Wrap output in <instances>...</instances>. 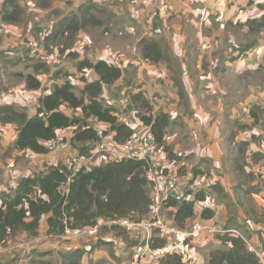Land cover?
Instances as JSON below:
<instances>
[{
	"label": "rangeland",
	"instance_id": "rangeland-1",
	"mask_svg": "<svg viewBox=\"0 0 264 264\" xmlns=\"http://www.w3.org/2000/svg\"><path fill=\"white\" fill-rule=\"evenodd\" d=\"M5 1L0 0V106H12L18 112L32 117L37 112L39 98L52 93L56 85H63L66 81L72 83L76 93L81 96L85 81L91 82L94 73L88 69L79 71L77 69L78 62L82 60L107 61L110 56L111 59L121 61L123 75L119 81L110 86H104L100 100L105 108L114 110L119 123L132 127L134 134H142L149 128L151 129L145 125L144 117L151 116L156 119L160 114H165L168 117V127L163 143H157L159 150L157 164L161 169H164L160 162L163 159L170 166L165 169V174L178 172L180 180L182 176L187 177V172L193 171V174L190 173L189 176L195 178L197 175L205 174L209 183L215 184L212 182L215 176L209 173L213 167L212 158L208 157L210 152L204 149L198 150L197 144L200 142V136L198 137L194 133L186 118L183 117L184 112L192 110L191 107L195 106L196 113L198 108L203 105L199 103L196 105L197 101L189 103L188 97L186 100L185 97H181L183 94L177 96L173 94L172 88L167 89L163 86L160 91L164 92L161 93L162 95L155 93L156 97L152 96L148 100L143 96L142 85L136 81L137 65L143 63L155 65L157 63L145 61L139 47L140 38L138 36L137 38L127 37L125 33H122L119 30L121 29L119 19L116 15L110 14L107 5L101 0H15L19 6L17 22L6 24L1 20L2 6ZM69 20H73L77 27L74 26L69 30L62 29L61 22ZM252 27L253 31L249 30L246 36L248 38L245 37L246 39L244 38L243 41L240 38L236 40L228 38L226 41V37H223L220 42L218 34L209 38L208 30L199 31L202 36L208 39L204 42L203 48L207 54L203 51L205 54L199 56L197 61L201 62L206 69L200 71L202 76L210 74L208 69L212 64L221 65L223 68L227 67L223 73L221 72L223 68L211 70V74L221 78V84L218 83V79L216 81L218 85L213 87L211 83L203 80L202 89L206 96V106L211 108L212 103V108L217 112H222L220 116L222 127L228 129L233 127L236 130L237 134L232 133L229 137L230 144L235 142L236 137L242 136L241 144L247 142V144L253 143L260 147L264 144V52L261 53L264 48V28H260L258 24L252 25ZM179 32L181 35L187 33L191 42L195 40L198 29L191 26L187 31L180 30ZM231 40L233 42L241 41L239 45L246 44L247 50L248 46L253 47V53L246 56L244 54L246 49L242 50L245 45L239 46L237 49L232 48ZM181 42L183 41L181 40ZM160 44L162 50L164 49L167 53L159 63L165 62V64L176 68L175 57L183 62V56L169 53L171 50L174 51L172 47L177 45L176 38L175 41L172 39L168 42H160ZM229 49L235 50V52L232 53ZM215 51L217 52L215 53ZM252 57L255 66L259 67L240 73L228 71L227 64L231 66L236 62H242L243 69L246 70L245 61ZM179 74V72L175 74V79L178 81ZM29 77L39 80L41 88L30 89L28 87ZM184 84L186 85L185 81ZM158 87V85H153V92H157L156 88ZM180 87L183 86H179L178 90ZM178 90L175 88L176 92ZM221 105L223 110L219 109ZM61 109L69 116L84 117L81 110L75 111L66 105ZM217 120L219 121V118L212 120V123ZM194 122L197 124L196 119ZM87 123L96 129H107L108 136H112L109 125L101 124L95 118H89ZM1 127H4V130H0V179L4 180L7 192L11 190L13 178L17 180L23 176L35 175L45 167L67 166L73 170L72 166H74L75 160L82 155L80 149L86 145L72 141L77 128H70L58 137L70 144L67 150L36 155L30 151H19L15 147L19 125L0 123V129ZM2 142L6 145H3ZM120 153V150L116 152V159L120 157ZM113 154L111 152L98 155L90 154L86 165L90 166L91 163H94L95 167L97 158L111 157L110 155L113 156ZM254 155L257 157L258 154ZM12 162H15V169L18 172L16 175L9 174V170L11 172L12 166H14ZM201 170H204L205 173ZM253 177L256 178L257 175L255 174ZM187 182L181 180V188L190 192ZM214 188L215 190L211 191V187H205L203 188L205 190L198 192L202 196V201L216 200L215 192L220 187L218 185ZM152 192L153 188L148 187L149 196ZM166 214L169 216L167 212ZM148 219L149 214L143 218V221ZM140 230V228L135 229L131 234V229H127L126 234L118 236L116 230L106 227L96 237L83 236L77 240L71 235L68 237L48 235L47 229L41 228L37 237L22 232L0 244V255L3 258H0V262L1 264H32V262L38 263L39 260H42L49 261L51 264H63L61 263L62 251L65 249L77 250L75 253L78 256L75 253L74 256L81 260L85 253H93V248L105 245L114 253L113 251L120 246L121 240L125 241L126 237L130 242L140 245ZM103 238H111L112 241L105 243ZM34 248L40 254L39 260L31 258Z\"/></svg>",
	"mask_w": 264,
	"mask_h": 264
},
{
	"label": "crops",
	"instance_id": "crops-1",
	"mask_svg": "<svg viewBox=\"0 0 264 264\" xmlns=\"http://www.w3.org/2000/svg\"><path fill=\"white\" fill-rule=\"evenodd\" d=\"M101 2L107 5L106 7L109 9L110 14L116 15L119 19V23L121 24V29L119 30L122 33H125L127 37L134 36L137 38L138 36L140 41L148 39L155 42L158 44L163 55L167 52L164 49L162 50L160 42H168L172 39L175 41V38L177 39V45L172 47L174 51L171 50L169 53L183 56L184 59L182 62L179 58H174V62H177L176 68L165 64V62H158L155 65L149 63L137 65L138 75L136 81L142 85L143 96L148 100L152 96L156 97L155 93L162 95L161 93H164L160 92L162 91V86L167 89L172 88L173 94L179 96L181 93L178 87L183 86L184 92L183 96L180 95L181 97H188V100L187 98L186 100L189 103L197 101L196 105L198 103L203 105L201 108H198V112L196 113L195 106L194 108L191 107L192 110L184 112L183 117L186 118L194 133L198 137L200 136V142L197 144L198 150L204 149L210 152V156L208 157L212 158L213 167L209 173L215 176V179L212 180L215 184L209 183V179H207L205 174L197 175L195 178L189 176L190 173L193 174V171L187 172V177L182 176L181 180L188 181L189 185L188 190L190 192L187 191L188 202H192L195 205V217L186 221L185 228L178 227L175 221V214L177 212V208L175 207H161L158 214H154L150 209L149 219L146 221L159 219L166 227L177 229H188L195 222L206 224L218 223L222 226L235 229L257 250L264 251V144L260 147L253 143L247 144V142L241 144L242 136L236 137L235 142L232 145L230 144L229 137L232 133L237 134L236 130L233 127L229 129L222 127V123L220 122L222 112H217L216 109L212 108V103L211 108L206 106V96H204L202 89L204 81L211 83L213 87L218 85V83L221 84V78H218L215 74H211V70L223 67L218 64H212L213 66L211 65V68L208 69L210 74L202 76L200 71L205 68L201 62L197 61L199 56L206 53V50H203V48L204 42L208 39L202 36L199 31L204 32L208 30L207 36L209 38H213L218 34L220 42L223 37H226V41L228 38L233 40L240 38L243 41L248 31H253L252 22H260L262 20L264 16V0H101ZM179 25L181 26L179 27ZM191 26L196 27L198 32L196 33L195 40L190 42V36L187 33L181 35L179 31H187ZM132 33L133 35H131ZM233 40L230 41L233 43L232 48L237 49L239 46L245 45V48H242V50L246 49V44L239 45L241 41L233 42ZM229 50L232 53L235 52V50ZM253 50V47L248 46V50L246 49L244 54L249 56L253 53ZM263 52L264 48H262L261 53L263 54ZM145 61L149 60L145 59ZM107 62L123 70L120 60H114L108 56ZM242 64V62H236L235 65L231 66L227 64L229 66L228 71L240 73L252 71L255 67H259L258 65L255 66L253 57L245 61L246 65L244 67L246 70L243 69ZM226 68H223L221 72L223 73ZM176 72L180 73L179 81L175 79ZM218 79L219 82L216 83ZM92 80H98V77L94 74ZM153 85L159 86L156 88L157 92H153ZM175 88H177L178 92L175 91ZM219 109L223 110V106L221 105ZM215 118H219V121L217 120L212 123V120ZM195 119L197 124L194 122ZM0 130H4V127H1ZM64 132L65 130L59 131V135H62ZM2 144L6 145L3 142ZM254 154H258L257 157ZM110 156L97 158L96 164L102 166L109 160L115 159V154ZM160 162L163 164L164 169L170 168L169 164L163 159ZM12 163L14 166H12L11 172L9 170V174L16 175L18 172L15 169V162ZM93 164L91 163L90 166L94 167ZM181 171L184 170L181 169ZM201 171L205 173L204 170ZM255 174L257 175L256 178L253 177ZM13 180L11 189L15 188L18 178L17 180L13 178ZM218 185L220 188L215 192L216 200L212 202L202 201V196L198 192L205 190L203 189L205 187H211V191H214V187ZM7 191L5 182L1 178L0 194ZM204 211H210L211 217L203 218L202 213ZM106 227L116 230L118 236L126 234V230L128 229L124 226L101 220L99 232L91 237L98 236ZM40 228L47 229L46 218L42 220ZM140 229L139 236L142 245H136L126 237L125 241L121 240L120 246L117 250L113 251L114 253L105 245L104 247L93 248V253H85L81 260L78 258V262L80 264H129L137 249L143 247L149 240L148 233L150 232L143 228ZM134 230L132 228L130 233L132 234ZM151 233L150 241L153 245L160 247L166 243L161 237L160 230L155 229ZM77 239L80 238H75V240ZM103 240L105 243L112 241L111 238H103ZM222 248L224 246L218 238L204 236L196 246L197 264H210L212 252ZM228 248L231 249L233 246ZM36 251L34 248L32 259L39 258L40 254ZM76 251L63 250L61 263L64 264L66 259ZM1 256L0 258L3 259ZM168 260H170L171 264H175L174 261L178 262L181 258L172 255L161 259L147 257L141 261V264H168ZM41 262L45 261L39 260L38 263L32 262V264H41Z\"/></svg>",
	"mask_w": 264,
	"mask_h": 264
},
{
	"label": "trees",
	"instance_id": "trees-1",
	"mask_svg": "<svg viewBox=\"0 0 264 264\" xmlns=\"http://www.w3.org/2000/svg\"><path fill=\"white\" fill-rule=\"evenodd\" d=\"M19 6L15 0H6L2 6L1 20L6 24L17 22ZM264 28V16L260 22H252ZM77 24L73 20L62 21V29H73ZM139 47L144 59L158 63L164 55L155 42L143 39ZM79 71L92 70L98 80L85 81L81 96L75 86L66 81L56 85L52 93L39 98L37 112L28 117L12 106H0V123L19 125L15 147L19 151H30L36 155H46L50 151L47 142L59 137V131L77 128L73 142L86 144L80 149L82 155L89 157L100 141L98 129L91 127L87 120L95 118L101 124L109 125L112 138L124 145L134 135V130L119 123L114 110L105 108L100 100L104 86H110L122 78V70L107 61L78 62ZM28 87L41 88V82L28 78ZM181 95L184 88L180 87ZM72 110H81L83 118L73 117L62 111L63 106ZM168 117L160 114L154 119L143 118L146 126L151 127L157 143L162 144L168 127ZM104 129L106 136L108 130ZM70 145V144H69ZM93 146V147H92ZM148 164L139 158H115L102 166L91 167L75 173L67 166H49L31 176H23L16 182L15 188L0 195V243L3 244L22 232L37 237L42 220L46 218L47 234L63 236L66 230H77L97 225L100 220L116 221L129 219L140 223L150 213L152 205L148 193V181L145 177ZM165 207H175V221L185 228L186 221L195 217V205L192 202L178 204L173 200ZM211 217L210 211L202 213L203 218ZM231 241L233 248L214 250L210 264H261L259 258L246 249L241 239L224 237ZM158 245H153L156 248ZM75 255H78L75 253ZM175 264H183L181 260ZM41 264H51L41 262ZM64 264H80L78 257L72 254ZM168 264L170 260H168ZM173 264V263H172Z\"/></svg>",
	"mask_w": 264,
	"mask_h": 264
},
{
	"label": "built area",
	"instance_id": "built-area-1",
	"mask_svg": "<svg viewBox=\"0 0 264 264\" xmlns=\"http://www.w3.org/2000/svg\"><path fill=\"white\" fill-rule=\"evenodd\" d=\"M100 141L95 145V149L91 154L98 155L111 152L115 154L120 150L122 158H139L146 160L148 168L145 177L149 183L148 186L153 188L151 194L152 205L150 209L154 214H158L161 207H164L166 202L173 200L178 204L188 202V195L185 189L181 188L180 179L177 173L165 174V169H161L157 164L159 159V150L157 140L149 128L145 133L134 134L124 145L117 143L112 136H106L104 129H98ZM47 148L52 152L65 151L69 148V144L57 138L47 142ZM90 158L85 155H80L74 162L73 171L75 173L85 169L90 171L91 167L87 166ZM182 183V182H181ZM112 224H118L128 229L143 228L148 230L149 240L138 248L133 254L129 264H141L144 258L150 257L161 259L168 255L178 256L183 264H197L196 246L204 236H212L218 238L220 243L227 247H232L231 241L221 240L224 237L241 239L249 253L255 254L261 264H264V251L257 250L235 229L225 227L216 223L206 224L203 222H195L188 229H177L166 227L161 220L142 221L140 223L132 222L129 219L109 221ZM101 220L97 225L89 228L66 230L65 236L81 238L83 236H93L99 232ZM158 229L161 231V237L166 241L163 246L152 248L150 241L151 231Z\"/></svg>",
	"mask_w": 264,
	"mask_h": 264
}]
</instances>
